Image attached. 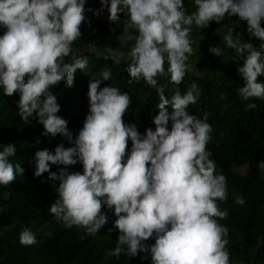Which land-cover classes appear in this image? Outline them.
Wrapping results in <instances>:
<instances>
[{
  "label": "clouds",
  "instance_id": "obj_1",
  "mask_svg": "<svg viewBox=\"0 0 264 264\" xmlns=\"http://www.w3.org/2000/svg\"><path fill=\"white\" fill-rule=\"evenodd\" d=\"M86 3L0 0V28L5 29L0 35V88L6 97L19 94L17 115L24 124L35 118L43 125L42 135H60L71 145L66 148L61 143L54 152L43 148L33 157L35 177L48 173L54 187L59 182L58 198L49 212L65 228H82L85 236L100 232L109 223L107 212H112L116 219L108 232L116 229L119 235L106 255L117 259L144 253L145 258L151 256V264H230L229 229L217 219L229 215L217 203L227 199V178L216 174L207 149L214 129L207 115L189 112L201 97L198 84L192 83L183 94L179 85L192 67L188 62L194 55L192 35L211 22L220 24L226 16H236L245 23L249 41L253 37L260 41L257 47L242 36L234 38L231 28L223 37L225 48L244 57L237 69L244 84L237 93L242 101L264 100V83L258 82L264 76V0H194L196 10L190 14L184 0H100L95 10ZM105 9L111 24L121 27L123 22L120 44L134 42L126 57L130 82L143 80L158 94V113L149 114L155 130L147 128L141 134L135 124L125 122L133 100L119 87L101 88L112 76L108 69L99 77L91 76L89 112L73 137L68 121L57 115L61 109L50 89L61 81L72 87L77 70L88 74L86 56L75 57L72 63L66 58L82 36L81 26L90 25L85 13L99 17ZM121 15L126 19L121 21ZM110 31L115 33L116 28ZM209 52L222 57L224 48L210 47ZM162 77L177 86L170 99L165 95L167 85L160 83ZM256 108L255 102H249L245 111ZM0 148V185L7 186L24 169L10 160L17 152L14 143ZM77 163L82 173L69 170ZM51 165L63 167L53 172ZM257 168L264 172V160ZM235 202L245 203L243 198ZM150 238L154 244L145 243ZM19 241L34 245L37 233L25 227Z\"/></svg>",
  "mask_w": 264,
  "mask_h": 264
},
{
  "label": "trees",
  "instance_id": "obj_2",
  "mask_svg": "<svg viewBox=\"0 0 264 264\" xmlns=\"http://www.w3.org/2000/svg\"><path fill=\"white\" fill-rule=\"evenodd\" d=\"M89 1L85 7H91L90 4L95 6ZM184 4L189 14L196 10L194 0H184ZM97 6L100 7V0ZM85 15L90 25L81 26L82 36L73 43V51L66 62L72 63L73 58L86 56L89 60L88 74L77 70L72 87L61 81L50 89L61 109L57 115L68 121L73 137L78 135L89 112L88 82L91 76L99 77L101 71L110 69L112 76L102 82L101 88L116 86L132 97L133 104L125 113V122L135 124L141 134L147 128L155 130L149 114L158 113L159 97L143 80L130 82L126 57L134 42L120 44L118 37L123 33V22L121 27H117L109 22L108 15L97 17L91 12ZM215 24L211 22L210 26L200 28L196 33V39L201 38L195 42L194 55L188 61L192 67L179 88L183 94L192 83L198 84L201 97L196 105L189 106V112L201 117L207 115V122L214 129L213 140L207 149L211 152L210 159L216 163V174L227 178V199L217 203L229 215L225 220L217 219L229 229L226 247L230 253V264H264V172L257 168L258 162L264 160V100L242 101L237 93V89L244 84L237 72L243 64V56L225 47L222 57L207 50L206 45L212 43L209 40L214 41L213 35L218 34ZM220 26L224 28L221 36H225L231 28L234 29V38L242 36L249 41L246 25L238 17L226 16ZM111 28H116L115 33L110 31ZM0 29L3 35L5 29ZM201 40L208 42L201 44ZM249 42L259 47L260 41L254 37ZM102 47L121 51L124 55L120 59L106 58ZM167 67L165 63V69ZM159 80L167 85L165 95L170 99L177 86L168 83L167 78ZM258 82L264 83V76L258 77ZM18 100L19 94L6 97L0 88V144H15L17 152L10 160L24 169L23 175H17L12 184L0 185V264H151V256L145 258L144 253L134 258L122 254L119 259L106 255L115 248L119 235L116 229L108 232L116 217L107 209L104 211L110 218L109 223L94 236H85L84 230L76 226L65 228L55 220L49 207L58 198L55 187L59 182H55L54 187L48 173L35 177L33 157L36 151L43 148L54 152L61 143L66 148L71 145L60 135H42L45 131L43 125L35 118H30L29 125L24 124L17 115ZM249 102H255L257 108L245 111ZM168 111L172 112L171 105ZM130 149L131 141L128 142ZM59 167L63 166H50L53 172H58ZM69 170L83 171L80 163L70 166ZM237 198H243L245 203L237 204ZM25 227L37 233L36 244L24 246L20 243L19 235ZM154 242L155 239L150 238L145 243Z\"/></svg>",
  "mask_w": 264,
  "mask_h": 264
},
{
  "label": "rangeland",
  "instance_id": "obj_3",
  "mask_svg": "<svg viewBox=\"0 0 264 264\" xmlns=\"http://www.w3.org/2000/svg\"><path fill=\"white\" fill-rule=\"evenodd\" d=\"M222 26V25H221ZM221 26H220V24H215V28L217 27V33L218 34H214L213 35V38H214V41H212V40H209L210 42H212L211 44H209V45H206V43L208 42L207 40H201V44H205L206 46H208L207 47V50L209 51V48L210 47H214V46H219V47H221V48H223L224 47V44H223V36H221L223 33H224V28L222 27L221 28ZM192 28H193V32H196V28H195V25H193L192 26ZM201 37H197V39H196V36L195 35H192V41H193V47H195V45H197V43H195V42H198L199 41V39H200ZM209 38H211V37H209ZM213 38H211V39H213ZM103 48V47H102ZM202 48H204V45L202 46ZM209 53H211V52H209ZM218 59V58H217ZM192 63H194V62H192Z\"/></svg>",
  "mask_w": 264,
  "mask_h": 264
},
{
  "label": "water",
  "instance_id": "obj_4",
  "mask_svg": "<svg viewBox=\"0 0 264 264\" xmlns=\"http://www.w3.org/2000/svg\"><path fill=\"white\" fill-rule=\"evenodd\" d=\"M107 41H108V40H106L105 43H107ZM104 51L106 52V53H105V57H107V58H113V59H116V58H119V57L122 56V54H120V55L115 54V51H113L112 49H110V48H108V47H105V48H104Z\"/></svg>",
  "mask_w": 264,
  "mask_h": 264
},
{
  "label": "crops",
  "instance_id": "obj_5",
  "mask_svg": "<svg viewBox=\"0 0 264 264\" xmlns=\"http://www.w3.org/2000/svg\"><path fill=\"white\" fill-rule=\"evenodd\" d=\"M92 1V3H95V6H92V7H90V8H92V9H99L100 7H98L97 6V2H98V0H91ZM102 15H109V13L107 12V10L105 9L103 12H102ZM122 17H124L123 15H121V20H124V19H126V17L124 18V19H122Z\"/></svg>",
  "mask_w": 264,
  "mask_h": 264
},
{
  "label": "bare ground",
  "instance_id": "obj_6",
  "mask_svg": "<svg viewBox=\"0 0 264 264\" xmlns=\"http://www.w3.org/2000/svg\"><path fill=\"white\" fill-rule=\"evenodd\" d=\"M90 1H91V0H90ZM90 1H89V2H90ZM91 3H92V1H91ZM93 5H94V4H93ZM90 6L92 7L91 4H90ZM107 43H108V41H107ZM107 43H105V45H107ZM104 48H105V47L102 48V52H103V54H104V56H105V53H106V52L104 51ZM113 51H115V54H117V53H116L117 50H113ZM106 58H107V57H106ZM120 58H121V57L116 58V59H120ZM112 59H113V58H112Z\"/></svg>",
  "mask_w": 264,
  "mask_h": 264
},
{
  "label": "built area",
  "instance_id": "obj_7",
  "mask_svg": "<svg viewBox=\"0 0 264 264\" xmlns=\"http://www.w3.org/2000/svg\"><path fill=\"white\" fill-rule=\"evenodd\" d=\"M1 32H2V31H1V29H0V35H1Z\"/></svg>",
  "mask_w": 264,
  "mask_h": 264
}]
</instances>
